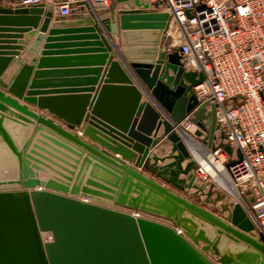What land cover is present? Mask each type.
Segmentation results:
<instances>
[{
  "label": "water",
  "instance_id": "obj_1",
  "mask_svg": "<svg viewBox=\"0 0 264 264\" xmlns=\"http://www.w3.org/2000/svg\"><path fill=\"white\" fill-rule=\"evenodd\" d=\"M27 1L14 10L0 6V25L10 27L0 32L21 34L25 25L38 28L45 16L29 49L32 66L55 10L51 4ZM90 2L77 0L70 15H57L55 20L93 26ZM125 2H132L130 10L112 14L116 22L110 18L101 23L106 32L120 34L121 51L138 79L131 80L112 58L107 71L111 81L100 86L92 102V89L35 99L54 94L32 91L47 82H34L24 97L30 65L18 62L8 83L4 76L11 56L23 47L0 48V264H264V235L252 236L255 226L241 205H235L228 222L181 195L197 187V163L174 124L193 116L212 147L216 106L198 100L194 88L205 76L186 68L182 49H165L170 14L142 0H110V8ZM97 28L74 32L93 34ZM100 34L90 36L109 52ZM23 99L67 129H78L90 142L31 111L20 103ZM159 145H169L171 152L163 148L162 156L151 154ZM224 148L231 153L229 145ZM36 149L46 153L43 161L33 156L39 155ZM43 233H51L53 241H44Z\"/></svg>",
  "mask_w": 264,
  "mask_h": 264
},
{
  "label": "built area",
  "instance_id": "obj_2",
  "mask_svg": "<svg viewBox=\"0 0 264 264\" xmlns=\"http://www.w3.org/2000/svg\"><path fill=\"white\" fill-rule=\"evenodd\" d=\"M147 1L169 13L170 24L176 19L182 33L178 47L186 68L197 58L201 63L197 72L205 76L204 83L194 88L198 100L216 106L212 147L193 116L174 124L197 163L193 171L197 187L182 194L193 201L211 196V190L224 193L217 204L233 200L234 207L241 205L255 226L252 236L259 238L264 235V0ZM30 2L51 4L58 15L67 16L77 0ZM174 48L171 44L168 51ZM224 216L228 219L230 211Z\"/></svg>",
  "mask_w": 264,
  "mask_h": 264
},
{
  "label": "crops",
  "instance_id": "obj_3",
  "mask_svg": "<svg viewBox=\"0 0 264 264\" xmlns=\"http://www.w3.org/2000/svg\"><path fill=\"white\" fill-rule=\"evenodd\" d=\"M25 1L26 0H2L0 1V6H2L5 9L14 10V8L18 5V3L21 2L23 4H26L27 2ZM96 1L97 0H91L90 2L94 13L93 24H92L93 26H84L87 24L76 26V24L80 23V21L79 22L72 21L67 23L56 21L55 16H57L58 14L54 12V17L47 24L45 33L43 34V39L38 49L37 60L35 61V63H33L32 66L30 65V63L33 59V56L29 53V49L34 44L35 39L40 34V31L44 26L45 16L41 17V21L39 23L38 28L28 27L27 25H25L23 26V33L21 34L12 33V32H0V48L9 47L8 45H12V47H16V48H18L19 45H22L23 47L22 50L16 52L18 55L11 56L13 62H11V64L8 66L7 70L5 71L4 74L5 82L8 83L9 80L13 77L14 73L18 70L17 63L22 62L26 66L30 65V69H31L30 76L26 83V91L24 97H27L26 95L31 91V87L34 82L35 83L47 82L48 84L45 85L44 84H42L41 86L36 85L35 86L36 88H34V90L32 91H36L35 93H54V94L35 96L34 97L35 99H39L40 97H50V96L56 97V96L67 95V94H58L55 92L74 91L75 89H92L93 92L89 93L92 102L93 98L97 95L100 86L104 85L106 81H111V79L108 78L109 73L107 71L109 70V64L112 58H113V62H119L121 64L127 76L131 80L137 82L138 79L137 75L130 66L131 61L127 60L125 54L121 51L122 38L120 34H113L106 32L104 26L101 23L103 20L110 18L112 19L113 22H116L117 21L116 17L115 15L113 17L112 14H115L116 11L118 10L120 11L130 10L131 5H133L132 2L117 3L115 5V8H113L115 10H111L110 0H107L106 3H96ZM142 1L147 2V0H142ZM99 6H101V9H97ZM135 9L138 8L135 7ZM104 12H107V14L106 13L104 14ZM2 16L14 17L15 15H2ZM86 17H91V16L86 14L85 18ZM68 23H74V25L72 24L69 25ZM95 24L98 25V28L96 29V31H94L93 34L97 35L100 32L102 33L100 34V37L102 36L105 37V41L109 44L111 48L109 52H106V49L104 47L102 48L96 45L100 40H93L92 36H90L93 34L74 32V31H80L74 29H81L84 27H96ZM0 28H3L4 30H8L10 27L8 25H0ZM166 35L169 38V35L168 34ZM4 43H9V44H4ZM134 43L138 44L140 42H132V44ZM170 46L171 43H168V45L165 46V49L166 50L169 49ZM139 47L140 46H131V48H139ZM101 50L104 51L101 52ZM44 54H46V56H44ZM103 57L106 58L104 60H100ZM92 70H100V73L95 74L92 72H84V71H92ZM37 73L43 74L42 76L44 77L37 78L36 77ZM47 73H51V74H47ZM170 74H172V72H170ZM91 80H95V82H89ZM46 85L49 87H46ZM24 99L20 100V103L23 105H27L31 111H34L35 113L44 116L48 119H52V120L54 119V122L57 125H60L64 129L69 130L67 129L64 123L56 120L55 118L50 116L46 111L41 112L37 106L25 103ZM32 127L36 129V126H32ZM71 133H73L76 136H79L84 142L87 143L90 142L86 136H84L79 132L78 129L71 131ZM161 133L162 131L160 132V135ZM37 138L41 139L42 141H46L47 143L50 144L49 141H47L42 137H39V135L37 136ZM93 145L99 147L96 144ZM40 147L45 149V145H41ZM99 148L101 150L103 149L101 147ZM163 148H166L167 153L171 151L169 145L167 147H165L164 145L163 147H160L159 145L154 150H151V154L153 153L162 156ZM47 149L49 148L47 147ZM35 151L39 153V155L33 154V156L36 157V159L38 158V160L43 161L42 156H46V153H44L41 149L40 150L36 149ZM60 151H63L64 153L71 155L68 151H65L64 149ZM111 155L119 160L122 159L120 155H113V154ZM67 161L73 163L71 162L70 159H67ZM126 163L130 165L128 162ZM130 166L133 167V165ZM137 170L140 173H143L154 179L153 175L145 172L144 170H139V169ZM41 175L44 176L46 175V173L45 174L41 173ZM49 175L52 176V174L50 173L48 174V176ZM159 182L164 184L162 181ZM165 186L169 187L167 185Z\"/></svg>",
  "mask_w": 264,
  "mask_h": 264
},
{
  "label": "rangeland",
  "instance_id": "obj_4",
  "mask_svg": "<svg viewBox=\"0 0 264 264\" xmlns=\"http://www.w3.org/2000/svg\"><path fill=\"white\" fill-rule=\"evenodd\" d=\"M171 22H173V21H171ZM174 23L175 22H173V28L171 29V31H173L174 34L169 35V38H167V39H169L168 41H170L168 43L173 44V46L175 47V46L180 45L182 33L177 28L178 26L176 25V23L175 24ZM170 37H172V38H170ZM211 191H213V192H211L212 195L208 196L207 197L208 199L205 198V199L201 200L200 198H195V200L194 199H192V200L194 201V203H196L202 207H205L209 211L213 212L214 214L218 215L219 217L224 218L226 221L229 222L230 217L227 219V217L225 218L224 214L227 215V211H230V216H231V213H232L231 211H233V209H234L233 200H232V203H229L228 201L227 202L224 201V202H221L220 204H217L218 201L223 200V196L225 194L224 193L222 194V193L218 192L217 190H211ZM216 193H218L217 196H216ZM221 195H223V196H221ZM200 203H202L204 205H201Z\"/></svg>",
  "mask_w": 264,
  "mask_h": 264
},
{
  "label": "bare ground",
  "instance_id": "obj_5",
  "mask_svg": "<svg viewBox=\"0 0 264 264\" xmlns=\"http://www.w3.org/2000/svg\"><path fill=\"white\" fill-rule=\"evenodd\" d=\"M173 22H175L176 23V25L178 26V24H177V21H176V19L174 18V20H172ZM173 22H171V24H170V26H169V29H168V35H171V34H174V32L173 31H171V29L173 28ZM174 23V24H175ZM178 29H179V31L181 32V29H180V27L178 26L177 27ZM174 39V38H173ZM175 47H178V46H175ZM189 70H191V71H198V70H200L201 69V63H200V61H198V59L197 58H193V59H191V61H190V64H189ZM202 85V84H201ZM201 87V86H200ZM190 146H194L195 148H196V144L195 143H191L190 144ZM191 189H187V191H190ZM181 195H183L182 193H181ZM43 239H44V241H46V242H51V241H53V239H52V234L51 233H43Z\"/></svg>",
  "mask_w": 264,
  "mask_h": 264
}]
</instances>
